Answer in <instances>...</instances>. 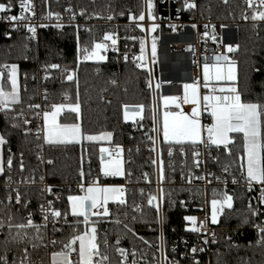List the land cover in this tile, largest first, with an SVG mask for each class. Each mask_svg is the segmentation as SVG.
<instances>
[{"label":"snow or ice","instance_id":"6c2138e0","mask_svg":"<svg viewBox=\"0 0 264 264\" xmlns=\"http://www.w3.org/2000/svg\"><path fill=\"white\" fill-rule=\"evenodd\" d=\"M47 2V0H46ZM58 2V0H57ZM229 0H223L228 4ZM95 3V0H93ZM246 10L241 13V19L252 22L254 33L258 34L259 26L264 24V0H244ZM111 9V5L108 6ZM198 7L196 0H184L183 8L187 10ZM12 0L8 3H0V13L12 11ZM155 0H143V8L139 14H135L131 9H127L129 27L135 26V29L143 33H156L160 28L157 23L158 17L155 14ZM19 15H10L0 17L12 23L13 28L18 30L23 26L30 34L28 39H33L37 35V29L47 28V23L33 24L32 18L36 16L33 0H19ZM71 13L69 19L75 20L77 15L86 17V19H106L112 21L116 18L115 14L107 16L100 13L87 14L86 9H81L76 13L69 6L65 9ZM179 18L180 8L177 10ZM29 13L30 15H26ZM120 16L125 15V11L119 12ZM43 20L57 22L52 25L56 29L62 30L66 26L76 28L77 56L75 67H68L58 63H48L42 66L44 73L42 80L60 79L63 85L65 82L76 86L75 95L70 89L60 93V102H53L49 98L53 94L46 88L42 92L33 90V95L27 97V106L25 108V98L22 92H27V84H21V73L17 63L0 64V114L4 115L6 127L13 130H21L25 139L34 136L38 143L37 148L43 151L44 145L49 147L83 145L85 142H108L111 144L114 140V132L101 131L98 134L86 132L83 126V104L79 90V66L88 61L104 62L108 60L107 53L111 49L119 53L118 35L116 32H105L99 41L92 40L91 43L81 44L80 26L65 25L60 13H54L49 10ZM149 21L146 28L145 21ZM169 27L175 31L177 25L169 24ZM193 29L197 28L192 24ZM211 27L213 42L217 41L215 25L205 24L204 37H209L208 29ZM225 27V25H221ZM87 32L91 29L85 28ZM5 35L10 36L9 33ZM133 42H139V54L132 55L131 61L137 69H147L149 78L146 86L150 91L156 93L153 97V104L149 111L152 121V127L146 133L147 141L151 145L148 149L156 153V157L151 159V164L157 169L156 189L145 193L144 189L139 190L141 201L135 199L136 193H131V204L129 203V189L125 184H106L101 183V178H123L129 180L132 172L125 168L124 152L125 148L121 144H115L114 147H99V175L91 177V171L85 172L83 167L79 170L80 184L78 192L82 194H70L67 196L69 210H61L56 207V202L61 199L56 195L53 186L46 185L40 189L41 196L49 194L53 199L39 204L37 211H27L31 207V200L27 199L21 192L22 185H35L36 177L33 170L27 177L23 175L26 171L24 163V153H19V173L20 177L13 180L12 172L14 163L17 159L16 153L12 152L10 147L11 131L0 132V177L4 178L3 188L5 194L0 199V264H37L33 260V254L40 249L51 247L49 264H181L177 259V247L169 250L167 239L163 232V227L167 224L168 218L163 211L164 204L168 203L174 206L177 201L172 199L175 189L166 190V184H175L176 165L173 157L178 150L183 157L181 162V179L191 185L193 181H200L211 185L213 179L218 184L225 185V190L212 188L211 199L203 200L206 207H201L200 211H205L204 220H199L193 215H186L183 220L187 222L185 231L196 233L202 237V244L207 246L209 240L213 244L217 243L216 234H209L207 225H219L221 217L227 219V211L234 210V195L226 190L229 177L233 184H238L243 180L245 191L252 193L258 190V195L249 196L247 212L241 219L242 225L252 224L257 230V239L255 245L264 248V221L256 222L261 216H264V93L256 94L255 99H249L248 90L241 89L239 86L240 77L238 71V62L226 53L215 54L212 62H209L207 55L204 56L201 78L194 79L191 83L183 84V95H163L161 96V82H155L152 79V70L150 64L154 65L157 61V42L159 37L151 36L150 50L149 41L146 38L136 36L128 37ZM223 45V41H220ZM227 53H235L240 45L227 44ZM191 51V46H189ZM123 60L128 62L130 57L127 50L122 53ZM23 59H28L24 56ZM195 63V61H194ZM259 72V69H254ZM59 73L60 76H53L52 73ZM24 80L27 81L28 74L24 73ZM35 80V75L32 76ZM250 79V77L248 78ZM112 85H116V80H111ZM168 83H171L170 81ZM264 86V82H262ZM37 96L40 102L35 103ZM110 103V102H109ZM190 106V111H185L184 106ZM161 108L163 109L161 112ZM145 105L137 104L134 106L123 105V121L132 120L137 130L143 129V120ZM207 114L208 123H203L204 114ZM71 118V122L68 121ZM138 118V119H137ZM39 121L40 123H36ZM35 125V128H33ZM5 146L7 147V156H5ZM200 146L209 153L211 163L218 165L221 169V175L214 172H208L202 175H196V171H202V166H206L203 157L204 153L199 151ZM167 149L169 162L167 165L163 159V153ZM191 148V166L188 164L187 149ZM213 149L217 154L212 156ZM139 147L136 151L139 152ZM131 149H128L129 154ZM41 162L44 161L42 155L37 157ZM83 161V157H81ZM226 161V162H225ZM48 164L53 161L49 159ZM90 163V160H89ZM187 168V173L184 169ZM239 172V180L235 172ZM146 182L151 185L152 181L148 179V174H143ZM44 176L39 180L43 182ZM15 184V187L13 185ZM183 190V189H181ZM244 199V197H241ZM255 201V206H253ZM189 201H179V204L186 207ZM110 204H114L117 214L113 219V212ZM145 206L153 210L156 214L155 222L160 226L161 233L158 237V243H153L140 235L135 225L137 223L150 224L145 219ZM15 208V211L13 210ZM131 208L132 215L124 211V219H121L119 212ZM20 209L27 211L26 216L18 215ZM39 214L40 222H36L34 217ZM69 216L73 219L69 220ZM82 218V219H81ZM129 221V222H126ZM101 222H111L116 225H123L121 232L117 235L115 244H110L108 233L105 232L103 239H100L98 227ZM51 226L52 237L49 239L48 230ZM65 228H70L69 233L64 239L57 240L58 234H63ZM175 231V229H173ZM131 235L133 241H139L145 248L137 249L133 243L131 249L121 246V242ZM231 241V237L227 238ZM187 245V240L182 241ZM12 246H15V250ZM251 247V243L248 245ZM229 247L239 248V245L229 244ZM31 248V251H29ZM110 249H114L118 260L112 259ZM207 247H197L193 245L190 249L192 264H201L197 258L198 253H204ZM182 259L188 257L180 254ZM221 254H217L216 264H222ZM75 257V258H74ZM39 264H44L41 259ZM223 264H227L226 261ZM245 264H251L250 261Z\"/></svg>","mask_w":264,"mask_h":264},{"label":"trees","instance_id":"16d2710c","mask_svg":"<svg viewBox=\"0 0 264 264\" xmlns=\"http://www.w3.org/2000/svg\"><path fill=\"white\" fill-rule=\"evenodd\" d=\"M0 3H8V0H0ZM44 7L48 6L49 9L67 13L66 8L71 6L75 12H80L81 9L86 11L94 10H110L114 14H119L124 10V18L128 17L127 9L135 14H139L143 8V0H43ZM12 4L16 5L17 0H12ZM111 5V9H109ZM199 14L203 18H212L224 23H234L238 28V44L239 50L233 53V59L238 62V71L240 77L239 86L241 89L248 90L249 99H255L256 94L264 93V24L259 26L258 34L254 33L251 21H244L241 19V13L245 9L244 0H229L228 4H224L223 0H198ZM126 29V27H125ZM124 29L125 36L143 37V32L135 29V26H129ZM7 27L0 25V64L17 63L20 68V81L21 84H27L28 91L22 92L25 98V108L27 106V97L33 95V90L42 92L47 89L53 95L50 100L53 102H60V93L66 89H70L75 95L76 86L65 82L63 85L60 79L49 80L47 82L40 79L39 75L42 72L43 65L48 63H58L67 65L68 67H75V60L77 56V41H76V28L74 26H66L62 30L55 27L43 28L40 32L38 41L33 42L26 38L24 32L11 31L10 36L5 35ZM96 28H91V32L80 29V42L91 43L97 36ZM129 43H134L139 46L138 40L133 42L126 39ZM27 56L28 59H23ZM254 69H259L257 72ZM28 74L27 81L24 80L23 74ZM155 73L157 74V67L155 65ZM35 75L36 79L33 80L32 76ZM53 76L59 77L60 74L53 72ZM79 90L80 97L83 104V126L88 133H99L101 131L114 132V140L111 144H121L125 148L126 153V169L132 172L129 180L123 178H101V182H127L129 189V203L131 204V193L135 192V199L137 202L141 201L139 190L144 189L145 193L155 191L157 169L151 164V159L156 157V153L150 152L148 149L151 145L147 141L146 133L152 127V121L149 118L151 112L149 109L153 104V91H150L146 86V81L149 78L147 69H137L132 61H118L113 54L108 55V60L104 62L88 61L79 66ZM250 77V79H248ZM111 80H116L117 84L112 85ZM35 103L40 102V97L37 96ZM110 102V103H109ZM137 105L144 104L145 111L143 120V129L137 130L134 122L123 121V105ZM71 122V118L68 121ZM38 123V121L36 122ZM35 128V125H33ZM0 131H11L10 147L13 153H16L17 159L14 163L12 172L13 180L20 177L19 173V153H24V163L26 171L23 173L25 177L33 170L35 171L36 180L40 176H44L45 180L53 186L54 193L61 197L56 202V207L61 210H69L67 196L70 194H79L78 185L80 184L79 170L87 173L91 171V177L95 178L99 175V147L102 142L88 143L85 142L81 145L57 146L49 147L44 145L43 151L37 148L38 143L43 141H36L34 136H29L27 139L22 135L21 130H13L6 127V121L3 114H0ZM7 147L5 146V156H7ZM139 147V152L136 151ZM128 149H131L129 154ZM188 163H191L192 149H187ZM215 155L217 154L214 149ZM42 155L44 161L41 162L37 157ZM83 157V161L81 160ZM51 159L52 164L47 161ZM165 164L169 162L167 156V149L165 147L163 153ZM176 165V175L174 177L175 184H166V190L175 189L172 199L177 203L172 206L168 203L164 204L163 211L167 215L168 222L163 227L164 235L167 239V247L170 250L171 245L178 243L183 238L192 237L190 232L185 231V221L183 217L194 212V205H200L203 202V190L198 185H189L181 179L180 170L182 155L177 150L175 156L172 158ZM90 160V163H89ZM226 162V161H225ZM217 169L220 167L214 163L211 164ZM185 170V169H184ZM148 173V179L152 181L149 185L143 174ZM239 172H235L238 174ZM0 182H4V178L0 177ZM41 186L28 185L21 188L22 195L31 200V207L27 211H37L39 204L45 202L49 197L53 199L52 195L41 196ZM183 189V190H181ZM27 191V194L24 192ZM5 190L3 186L0 187V199L3 198ZM249 193L245 191L244 187H237L235 189L234 210L227 211V219L222 217L221 228L217 231V243H215L211 253V264H216L217 254L220 255L221 262L227 264H245L250 261L251 264H264V248L255 245L257 235L252 230L246 229L243 235L235 232V227H248L252 224L242 225L241 219L247 212ZM244 197V199H241ZM189 201L186 207L179 204V201ZM111 211L113 212V219L117 214V209L114 204H110ZM15 211V208L13 209ZM27 211L20 209L18 215L26 216ZM124 211L129 213V218L132 215L131 208L119 212L121 219H124ZM156 214L153 210L145 206V219L150 221V224L137 223L135 225L136 231L149 239L153 243H158L159 230L158 224L155 222ZM36 222H40V216L37 214L34 217ZM69 216V220L72 221ZM82 219V218H81ZM129 222V221H126ZM257 222V221H256ZM98 227L100 239H103L105 232L108 233V240L110 244H115L117 235L121 232L123 225H116L111 222H101ZM175 229V231H173ZM232 230L236 240L229 241L226 238L228 230ZM69 233L70 228H65L63 234H58L55 239L58 241L64 239ZM49 239L53 238L51 233V226L48 230ZM250 239V241L248 240ZM135 243L137 249L145 248L138 240L133 241L131 235L127 239L122 240L121 246L131 248ZM239 245V248L229 247V244ZM251 243V247L248 245ZM15 250V246H12ZM49 247L47 251L40 249L33 254V260L39 264L41 259L44 263H49L50 252L53 250ZM2 251V249H0ZM31 251V248H29ZM112 259L115 262L118 257L114 249L109 250ZM178 254V253H177ZM75 258V257H74Z\"/></svg>","mask_w":264,"mask_h":264},{"label":"built area","instance_id":"2783aa9c","mask_svg":"<svg viewBox=\"0 0 264 264\" xmlns=\"http://www.w3.org/2000/svg\"><path fill=\"white\" fill-rule=\"evenodd\" d=\"M156 2V8H155V14L158 17L157 23L160 24V28L157 30L156 33H143V36L148 39L149 41V50H150V41L151 36L156 35L159 37L157 42V63L152 65L150 64L149 67L152 70V79L155 83L156 73H155V65L157 69L159 70V79L161 82V87H169L172 86L174 83L178 82V84L181 85L180 95H183V84L184 83H191L196 78H201L202 82V76H201V66L204 63V56L207 55L209 58V62H212V58L215 54L219 53H226L229 56L233 58V53H227L226 47L223 45L232 44L237 45L238 44V28L234 23H224L217 21L212 18H203L199 14V5L198 0H196V3L198 7L196 9L187 10L183 8V2L184 0H155ZM33 3L35 5V11L36 16L32 18L31 23L33 24H40V23H47L50 26L53 27L57 21L53 19L52 21L43 20L42 17L47 14V12L51 9L48 8V6L44 7L43 0H33ZM13 5V4H12ZM246 6V5H245ZM180 8L181 11L179 13V18L177 14V9ZM246 10V7L244 11ZM54 13H60L62 20L60 22L64 23L65 25H79L80 29H91L96 28L97 30V36L98 39H95L96 41H99L103 34L105 32H116L118 35V47H119V53L112 51L111 49L108 51L107 56L109 54H113L115 59L118 61H124L122 53L125 52V50L129 53V61H131L132 55H138L139 54V46L134 43H129L125 39L124 29L126 25H129L128 18H124L123 16H120L119 14H115L116 18L112 21H108L106 19H91L88 20L86 17H81L77 15L75 20H70L69 17L71 13H63V12H57L54 10H51ZM243 11V12H244ZM100 13L101 15L107 16L109 14H114L110 10H94V11H87L88 15H91L92 13ZM20 9H19V0H17V4L13 5L12 11L0 13V17H7L10 15H19ZM79 13V12H76ZM26 15H30L29 13H26ZM149 21H145L146 28L149 26ZM169 24H175L177 25V28L175 31H173ZM192 24H196L197 28L193 29L191 27ZM215 25V33L217 35V41L213 42V40L210 38L212 35L211 27H209V37H204L203 33L205 31L204 25ZM0 25H4L7 27V32L11 34V31L17 30L13 28L12 23L8 22L6 19H0ZM221 25H225V27H221ZM134 26V25H131ZM43 28L37 29V35L35 38L30 39L33 42H36L40 38V32ZM17 31L24 32L26 35V38L30 36V34L27 32V30L23 26H19ZM8 36V35H6ZM223 41V45H221L220 41ZM189 46H191V51H189ZM195 61V63H194ZM44 73L41 72L39 77L42 80ZM171 83H168V82ZM44 90V89H43ZM42 90V91H43ZM155 95V92H154ZM186 110V108H185ZM207 115L204 114L203 123H208ZM38 123H40L38 121ZM199 151L204 153L203 157H201L206 162V166H202V171H196V175H202L208 172H214L216 175H221V170L217 169L216 167L212 166L209 153L204 149L203 146H200ZM212 156H215L214 149L211 153ZM192 163V161H191ZM191 163L189 166H191ZM188 169L185 168L184 172L187 173ZM148 174V173H147ZM237 176V179L239 180V173L235 174ZM15 181V180H14ZM185 182V181H184ZM120 184H125L127 186V182H119ZM186 183V182H185ZM4 182H0L3 186ZM36 185L41 186L43 188L46 185H51L48 181L44 179L43 182L36 180ZM193 185H198L203 190V200L205 197L207 199H211V193L212 188L216 187L218 190H225V185L218 184L215 179H213L211 185H207L200 181H193ZM28 186V185H22ZM15 187V184L13 185ZM237 187H244L243 180H240L238 184H233L231 182V177L228 179V183L226 186V190L233 194L235 197V189ZM27 194V191L24 192ZM49 195V194H46ZM258 195V190L254 191L252 193H249V196H255ZM248 196V197H249ZM50 199L49 197L46 199ZM235 201V199H234ZM46 202V201H45ZM253 206H255V201H253ZM201 207H206L203 202L200 205H194V212L188 213L186 215H193L198 217L199 220H204L206 216L205 211H200L199 209ZM185 215V216H186ZM222 219V217H221ZM264 221V216H261L259 220L257 221ZM187 222H185L186 227ZM221 228V224L219 225H207V231L210 233L215 232L216 239H217V231ZM235 232L240 233V235H243L246 229L252 230L254 234L257 235V230L252 226L248 227H235ZM159 230V236L161 233V228L158 225ZM191 233V232H190ZM193 236L190 238L189 236L186 238H183L178 243L172 244L177 247L178 254L176 256L177 259L181 260V264H192L191 261V254L190 249L193 245L197 247H207V251L204 253H198L197 258L201 261V264H211V253L213 251L214 245L211 242V239L209 240V244L207 246H204L202 244V237L196 233H191ZM231 237V239L236 240L235 235H233L232 230H228L226 233V238ZM187 240V245H185L182 241ZM250 241V239H248ZM131 249V248H129ZM180 254L186 255L187 259H182Z\"/></svg>","mask_w":264,"mask_h":264},{"label":"crops","instance_id":"0c3cea01","mask_svg":"<svg viewBox=\"0 0 264 264\" xmlns=\"http://www.w3.org/2000/svg\"><path fill=\"white\" fill-rule=\"evenodd\" d=\"M19 70H20V68H19ZM201 76H202V66H201ZM155 82H160V79H159V70L158 69H157V74H156ZM180 90H181V85L178 84V82H176L172 86L164 87V88L161 87L159 94L161 96H163V95H177V96H181L180 95ZM185 108H186V110H185ZM162 110L163 109L161 108V112H162ZM184 110L185 111H190V106L185 105L184 106ZM203 119H204V117H203ZM203 119H202V122H203ZM128 122H133V121L132 120H129ZM90 134H98V133H90ZM101 146H103V147H114L115 145L114 144H109L108 142H102V145ZM124 159L126 161V153L125 152H124ZM125 168H126V163H125ZM101 183H106V184H120V183H117V182H101ZM79 194H82V193H79ZM44 264H49V263H44Z\"/></svg>","mask_w":264,"mask_h":264},{"label":"rangeland","instance_id":"374dc122","mask_svg":"<svg viewBox=\"0 0 264 264\" xmlns=\"http://www.w3.org/2000/svg\"><path fill=\"white\" fill-rule=\"evenodd\" d=\"M126 29H127V28H126ZM126 29H125V30H126ZM142 38H144V36H143ZM95 39H98V36H96Z\"/></svg>","mask_w":264,"mask_h":264},{"label":"water","instance_id":"95a60500","mask_svg":"<svg viewBox=\"0 0 264 264\" xmlns=\"http://www.w3.org/2000/svg\"><path fill=\"white\" fill-rule=\"evenodd\" d=\"M130 106H134V105H130Z\"/></svg>","mask_w":264,"mask_h":264}]
</instances>
